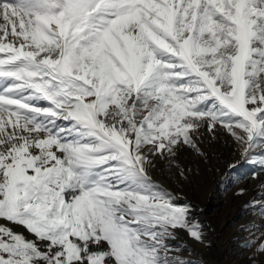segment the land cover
I'll use <instances>...</instances> for the list:
<instances>
[{"label":"snow or ice","instance_id":"6c2138e0","mask_svg":"<svg viewBox=\"0 0 264 264\" xmlns=\"http://www.w3.org/2000/svg\"><path fill=\"white\" fill-rule=\"evenodd\" d=\"M221 129L240 160L218 186L260 181L259 264L264 0H0V264H207L204 209L172 183Z\"/></svg>","mask_w":264,"mask_h":264},{"label":"rangeland","instance_id":"374dc122","mask_svg":"<svg viewBox=\"0 0 264 264\" xmlns=\"http://www.w3.org/2000/svg\"><path fill=\"white\" fill-rule=\"evenodd\" d=\"M226 141L230 145L232 144V154L227 157L229 158L228 163L239 161L240 154L235 149L230 136H228ZM208 150L212 152V149ZM211 156V162L199 160L194 155L185 160V163L193 170L192 182L190 184L175 185L172 183L174 178L169 177L168 180L172 183L173 187L182 188L183 192L181 194L185 195L194 205L204 209L202 219L209 226L207 229L209 246L202 247L196 245L195 248L197 253L207 261V264H252L250 256L253 249H245L242 246L244 237L248 234L241 230V226L247 224L252 219V216L245 211L243 205L257 192L259 184L251 190L252 194L250 193V195V189H248L249 198H247L248 196L243 198L234 196L237 187H243L245 181L239 185L231 186L227 190H224L222 186H218L222 178V172L219 167L221 163L220 159L214 161L216 157H213L212 153ZM221 161L223 164L227 163V160ZM161 166L163 165L157 162V167L153 171L154 175L160 173ZM251 171L252 169L248 165H242L238 169V173L241 175L250 173ZM254 181L260 183L257 180ZM254 181L252 180V182ZM204 184L205 187L202 186ZM208 199L211 202H208ZM206 201L207 203L204 205L203 203ZM17 230L24 231L22 228H18ZM258 261L259 264H264V255L259 256Z\"/></svg>","mask_w":264,"mask_h":264},{"label":"bare ground","instance_id":"6f19581e","mask_svg":"<svg viewBox=\"0 0 264 264\" xmlns=\"http://www.w3.org/2000/svg\"><path fill=\"white\" fill-rule=\"evenodd\" d=\"M228 134L225 132V131H223L222 129L220 130V131H218L217 132V136H216V139H212L211 137H210V135L207 133V132H205V134H204V142H205V147L207 148V149H212V152H210V153H212L213 154V157H216V159H214V161H216L217 159H220L219 161H220V165H219V167H220V170H221V172H224V171H226V168H227V163H228V159L229 158H227V157H229V155H231L232 154V151H231V145L226 141V139L228 138ZM229 141V140H228ZM192 154H190V153H184V155L182 156V160H183V162L185 163V160H187L190 156H191ZM221 160H227V163H225V164H223V162L221 161ZM212 161V160H211ZM159 163V162H158ZM229 164V163H228ZM162 167L163 166H161L160 167V173L158 174V175H154L153 173V176L156 178V179H158V180H164V182L165 183H170L169 182V180H168V178L166 179L165 178V175L162 173V171H161V169H162ZM158 169V168H157ZM157 171V170H156ZM157 173V172H156ZM261 179H264V176H262L261 177ZM254 181V180H253ZM258 182H260L259 180H257ZM252 180H245V183H247V184H245L244 182V186L243 187H245V186H247V188L248 189H250L249 190V195H250V193L252 194V191L251 190H253L254 189V187L257 185V184H260V183H256V181H254V182H252ZM243 185V184H242ZM241 185V186H242ZM200 186V185H199ZM202 186H204L205 187V184L204 185H202ZM211 190V189H210ZM204 191H205V189H204ZM208 191V190H207ZM208 193V192H207ZM206 194V193H205ZM211 194V193H210ZM249 195H248V197L247 198H249ZM208 202H211V200H207ZM207 201L206 202H204L203 204L205 205L206 203H207ZM223 256V255H222Z\"/></svg>","mask_w":264,"mask_h":264}]
</instances>
